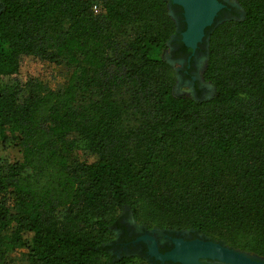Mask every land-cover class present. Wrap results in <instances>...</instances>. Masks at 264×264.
Masks as SVG:
<instances>
[{
    "label": "trees",
    "instance_id": "trees-1",
    "mask_svg": "<svg viewBox=\"0 0 264 264\" xmlns=\"http://www.w3.org/2000/svg\"><path fill=\"white\" fill-rule=\"evenodd\" d=\"M236 1L203 100L162 77L167 0H0V148L19 156L0 158V264H154L123 250L128 213L264 255V0ZM61 63L64 88L40 84ZM21 74L27 94L2 81Z\"/></svg>",
    "mask_w": 264,
    "mask_h": 264
},
{
    "label": "rangeland",
    "instance_id": "rangeland-1",
    "mask_svg": "<svg viewBox=\"0 0 264 264\" xmlns=\"http://www.w3.org/2000/svg\"><path fill=\"white\" fill-rule=\"evenodd\" d=\"M223 1H224L223 4H227L229 7H232L233 9L232 15L234 16V18L242 17L243 12L236 0H223ZM167 12H168L167 15L175 21L174 12L170 4H168L167 6ZM223 22L219 24H222ZM173 38H174V35L168 42L167 48L165 49V52H164V60L167 63L168 68L164 69V72L162 73V77L166 79L167 81L173 83V89H174L175 95H178V96L186 95V96H189L195 99H203V100L212 98L215 94V88L210 83L205 82L203 78V74H204L207 61H208L209 37L207 39L208 41L206 43L204 57L202 56L203 58L201 62L198 64L199 68L197 71L195 70L189 71L186 69L183 63L175 61L173 57L172 45H171L172 43L171 41L173 40ZM72 72H73V69L66 66L65 63L47 64L42 69L41 73L36 72L34 73V75L40 79L39 80L40 84H43L44 86H46V88L50 90L58 91V90L63 89L64 86L67 84ZM192 80L194 81L196 80V82L201 88L198 94H196L193 88V85L191 84ZM2 81H3V84H6V85L18 86L20 89L24 91L25 94H27L28 92V88L26 84L28 83L29 78L25 74H21V75L14 76V77H4ZM0 158L4 159L7 162H14L19 159V156L14 150L0 148ZM125 213H128V211H126ZM123 220L127 225L133 227L135 230L146 233V235L140 237V241L146 243V245L148 246V249H150V247L153 245V241L156 242L154 238L156 234L161 236V235H164L170 232V233L191 235V233L194 232L189 229H183L181 231H178L173 228H158V227H153L152 229H149L147 225H148V222L150 221H147L146 223L141 224L135 220V218L133 217L131 213L126 214ZM169 224L171 225L170 222ZM148 226H154V224L150 223ZM194 235L198 238H201L203 241H212L215 243L222 244L227 248L247 254L251 257H254L264 262V255L258 253L254 249L251 250L250 248L249 249L245 248L246 244H250V246L248 247H251V248L256 247V243L252 241V237L250 235H244L240 232L235 235H232L231 237L232 243H230V241L228 240H221L217 236L211 237L210 235H202L198 233H194ZM202 240L197 239L195 241H202ZM236 244H241L243 247H238ZM9 263L10 264H28L26 249L18 250L17 252L10 254ZM137 264H141V263L138 262Z\"/></svg>",
    "mask_w": 264,
    "mask_h": 264
},
{
    "label": "water",
    "instance_id": "water-1",
    "mask_svg": "<svg viewBox=\"0 0 264 264\" xmlns=\"http://www.w3.org/2000/svg\"><path fill=\"white\" fill-rule=\"evenodd\" d=\"M168 1L183 9L187 24L183 41L193 49L204 38L205 29L213 25L217 14L225 8V5L219 0ZM174 244L172 251L160 254L157 243L153 241L149 255L160 261L161 264H204L202 261H215L222 264H264L261 260L212 241L174 240Z\"/></svg>",
    "mask_w": 264,
    "mask_h": 264
},
{
    "label": "flooded vegetation",
    "instance_id": "flooded-vegetation-1",
    "mask_svg": "<svg viewBox=\"0 0 264 264\" xmlns=\"http://www.w3.org/2000/svg\"><path fill=\"white\" fill-rule=\"evenodd\" d=\"M221 3H224L223 0H219ZM224 9H222L216 16L214 23L211 27H208L205 29V36L199 42L195 49L188 47L185 42L183 41V34L185 33L187 29V24L185 22L183 9L180 6L170 4L173 12H174V18L177 25L176 34L174 35L173 40L171 41L172 45V53L173 57L176 62H181L185 65L187 70H195L197 71L199 68V63L201 62L202 58L205 54V48L206 43L208 39V33L210 32V29L219 25V23L226 21L232 14V7H229L227 4ZM203 56V57H202ZM193 88L198 94V92L201 90L200 86L196 82V80H192ZM127 225V224H126ZM128 226L127 234L129 236V241L124 242V248L123 250L125 252H130L133 255L141 256V257H147L149 258L154 264H161L160 261L156 260L154 257L151 258L149 256V249L146 243L141 242L139 239L140 237L146 235V233L139 232L135 230L133 227ZM195 232L191 233V235L188 234H178V233H170L164 235H158L156 234L154 236L158 251L160 254H166L174 249V240H183L185 242H191L195 241L197 239L202 240L201 238H198L194 235ZM193 235V236H192ZM203 241V240H202ZM204 264H222L215 261H202ZM167 264V263H166Z\"/></svg>",
    "mask_w": 264,
    "mask_h": 264
},
{
    "label": "built area",
    "instance_id": "built-area-1",
    "mask_svg": "<svg viewBox=\"0 0 264 264\" xmlns=\"http://www.w3.org/2000/svg\"><path fill=\"white\" fill-rule=\"evenodd\" d=\"M94 12L96 14L100 12V8L97 5L94 7Z\"/></svg>",
    "mask_w": 264,
    "mask_h": 264
}]
</instances>
